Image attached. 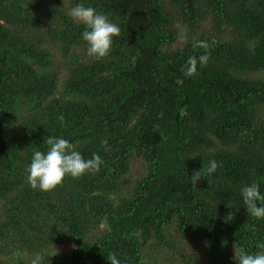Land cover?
<instances>
[{"label": "trees", "instance_id": "obj_1", "mask_svg": "<svg viewBox=\"0 0 264 264\" xmlns=\"http://www.w3.org/2000/svg\"><path fill=\"white\" fill-rule=\"evenodd\" d=\"M77 4L119 26L107 57L88 55ZM193 37L218 43L186 77ZM50 136L105 163L33 189ZM254 182L264 194V0H0V264H237L234 244L264 250Z\"/></svg>", "mask_w": 264, "mask_h": 264}, {"label": "clouds", "instance_id": "obj_2", "mask_svg": "<svg viewBox=\"0 0 264 264\" xmlns=\"http://www.w3.org/2000/svg\"><path fill=\"white\" fill-rule=\"evenodd\" d=\"M67 15L78 23H83L86 26L83 32V39L87 42V53L96 59L107 57L113 46V38L121 35V30L118 25L110 22L104 14L98 13L91 6L77 4L72 7ZM178 29V38L181 41H187V28L180 24L176 25ZM192 47L194 49H203L204 54L198 58L190 56L187 59L186 65L182 68L183 74L186 77H191L198 74L197 65L204 67L210 58L211 47H214L218 42L215 38L211 42L192 38ZM48 145L46 153L40 150H35L31 159L30 165L26 168L28 173V183L33 189L42 191H53L57 186L63 184L64 179L71 176L73 179H79L85 174H95L99 172L101 165L105 162L101 156L96 153L92 154V158L85 160L83 156L75 149L74 144L64 138L49 137L45 141ZM218 167L217 161L212 160L208 165H203L202 169L195 171L190 176L193 186L204 177H211L216 172ZM243 204L247 209L248 214L256 219H264V194H261L260 185L251 183L250 185L241 188ZM259 202V203H258ZM231 208V205L228 204ZM235 218V213L230 211L225 217V222H230ZM256 231L253 226L251 229ZM260 249H264V244L257 245ZM233 259L237 264H264V250L255 254H249L243 247L236 244L233 246ZM45 257L37 255L32 259L31 264H44ZM107 259L111 264H121L115 254H110Z\"/></svg>", "mask_w": 264, "mask_h": 264}]
</instances>
